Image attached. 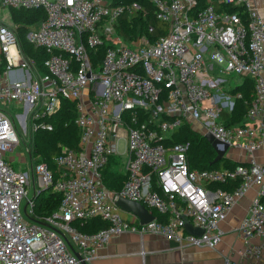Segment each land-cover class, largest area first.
I'll return each mask as SVG.
<instances>
[{
    "label": "built area",
    "instance_id": "2783aa9c",
    "mask_svg": "<svg viewBox=\"0 0 264 264\" xmlns=\"http://www.w3.org/2000/svg\"><path fill=\"white\" fill-rule=\"evenodd\" d=\"M145 1L167 25L153 41L117 33L122 15H145L136 0H0V264H86L125 231L213 249L223 235L220 222L251 188L255 194L235 229L243 243L239 257L223 255L222 264H264V162L255 156L264 146V19L254 0H221L243 7L245 21L210 3L198 9L197 0ZM5 8L9 23L3 20ZM38 9L44 17L28 24L24 34L29 54L12 11ZM232 75L254 83V97L235 126L223 118L241 96L230 91ZM64 101L74 103L79 139L76 149L55 156L54 180L48 165L35 159L32 133L38 126L51 129L45 119ZM28 118L29 163L17 170L3 154L19 144L16 119ZM183 123L201 135L210 133L245 159L232 169H190L189 144L165 142ZM113 156L126 174L118 190L103 183L102 170ZM238 178L232 190L209 187ZM50 186L61 193L59 207L34 221L33 200ZM29 188L33 196L25 218L20 201ZM119 196L164 218L153 214V220L140 223L115 203ZM93 217L108 225L84 232L73 224ZM185 220L202 233L186 231Z\"/></svg>",
    "mask_w": 264,
    "mask_h": 264
},
{
    "label": "trees",
    "instance_id": "16d2710c",
    "mask_svg": "<svg viewBox=\"0 0 264 264\" xmlns=\"http://www.w3.org/2000/svg\"><path fill=\"white\" fill-rule=\"evenodd\" d=\"M109 1L112 4H118L133 0ZM136 1L140 2L146 8L145 15L142 13L122 15L116 27L117 33L126 40L141 34L146 35L150 41H153L159 35L166 32L167 25L155 17V12L151 4L145 0ZM209 3L212 4L217 11H235L244 21L247 19V13L243 7L231 3H224L221 0H197V8L201 9ZM12 16L14 22L19 24L23 49L27 53L32 54L33 50L25 40L24 34L28 31L27 28L29 29V26H27L28 24H35L44 17L43 11L41 9L13 10ZM148 26H152L153 28V31L150 33L147 32ZM230 91L232 93L238 92L241 96L235 99L234 106L229 112L230 114L223 113V118L226 119L227 125H240L254 97L253 79L250 77H242V82L231 88ZM75 116L74 103L64 101L57 113L45 119L51 124L52 128L45 129L38 126L32 133V147L35 159L37 162H45L48 165L54 173V180L58 176L56 171L57 167L54 162L55 156L64 148H77L79 128L74 123ZM165 142L166 144L176 142H187L189 144L187 162L190 169H232L238 164V161L226 156L222 157L216 163H212L215 157V151L211 144L203 135L195 131L187 123L181 124L177 129L172 131L170 138ZM118 164L121 165V161L118 157H110V161L102 170L103 183L109 189H120L126 180V174L122 168L120 170L117 169ZM239 183L240 179L238 178L226 186L210 184L209 187H221L232 190ZM60 199L61 193L54 190L53 186L42 190L33 200V214L30 215L31 219L39 221L43 216L56 211L59 207ZM153 214L157 218H164V216L160 215L155 210H153ZM73 224L81 231L95 232L106 227L108 222L100 217H93L86 220H77L73 222Z\"/></svg>",
    "mask_w": 264,
    "mask_h": 264
},
{
    "label": "crops",
    "instance_id": "0c3cea01",
    "mask_svg": "<svg viewBox=\"0 0 264 264\" xmlns=\"http://www.w3.org/2000/svg\"><path fill=\"white\" fill-rule=\"evenodd\" d=\"M254 1L264 19V0ZM255 156L264 162V146L255 153ZM226 157L244 160L245 154L232 149L230 155L227 154ZM255 190V188L248 190L220 222L223 235L213 249L205 245H180L175 240L160 235L149 233L140 235L125 231L99 248L86 264H222L223 255L237 259L243 243L235 229L246 215ZM73 249L79 251L77 247Z\"/></svg>",
    "mask_w": 264,
    "mask_h": 264
},
{
    "label": "rangeland",
    "instance_id": "374dc122",
    "mask_svg": "<svg viewBox=\"0 0 264 264\" xmlns=\"http://www.w3.org/2000/svg\"><path fill=\"white\" fill-rule=\"evenodd\" d=\"M9 19H11V16L9 18L8 9L5 8L3 10V20L6 23H9ZM227 78H228V85L231 88L235 87L237 84L242 82L241 76L232 75L231 77L228 76ZM21 108H22V105L19 106L17 109H15V111L19 112V111H21ZM10 111L16 113L14 110L12 111L10 109ZM16 124H17V133H18V138H19V144L15 147V149L12 152H8V153L3 154V155H4V157H6L10 161H12V164L14 165L15 169H17V170L25 169L26 170L28 167V163H29V154H28V150H27L26 146L30 145V143H31L29 135L28 134L26 135V133L29 132L31 129V121L28 118L27 120L24 121V123H22L21 121H18L16 119ZM123 147H124V145L120 146V150H122ZM231 150H232L231 148H228L227 153L230 152ZM121 168H122V166L120 164H118L117 169L120 170ZM32 196H33L32 189L29 188L28 192H27V196L23 197L20 201V209H21L22 214L25 218H26V214L24 213L23 208L26 205L27 200L32 198ZM127 215H129V214H127ZM70 245L72 247L76 248V244L74 242L71 241Z\"/></svg>",
    "mask_w": 264,
    "mask_h": 264
},
{
    "label": "water",
    "instance_id": "95a60500",
    "mask_svg": "<svg viewBox=\"0 0 264 264\" xmlns=\"http://www.w3.org/2000/svg\"><path fill=\"white\" fill-rule=\"evenodd\" d=\"M204 138L211 144L212 148L215 151V157L212 160V163H216L219 161L222 157L226 156V151L228 149V145H220V142L216 140L210 133H205ZM115 203L125 212H129L137 216L140 223H146L154 219V215L148 211V209L141 204L140 202L130 200L128 198L119 196ZM23 211H25V206L23 208ZM184 228L191 233H194L196 235H200L202 233V229L192 226L187 220H185ZM71 251L78 255V253L68 244Z\"/></svg>",
    "mask_w": 264,
    "mask_h": 264
}]
</instances>
